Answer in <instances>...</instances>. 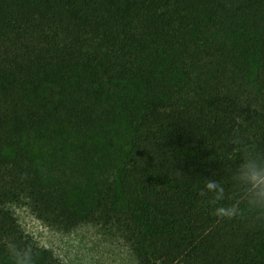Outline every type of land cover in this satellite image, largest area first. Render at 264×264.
I'll use <instances>...</instances> for the list:
<instances>
[{
  "label": "trees",
  "instance_id": "1",
  "mask_svg": "<svg viewBox=\"0 0 264 264\" xmlns=\"http://www.w3.org/2000/svg\"><path fill=\"white\" fill-rule=\"evenodd\" d=\"M247 160L264 167V0H0V264L9 239L60 264L3 206L20 195L67 228L96 208L141 225L140 264H264Z\"/></svg>",
  "mask_w": 264,
  "mask_h": 264
},
{
  "label": "rangeland",
  "instance_id": "2",
  "mask_svg": "<svg viewBox=\"0 0 264 264\" xmlns=\"http://www.w3.org/2000/svg\"><path fill=\"white\" fill-rule=\"evenodd\" d=\"M3 206L12 212L20 232L34 247L51 253L60 264H140L137 256L144 227L126 218L107 221L97 215L85 217L73 228L52 224L34 210L26 195L7 200ZM101 220H100V218Z\"/></svg>",
  "mask_w": 264,
  "mask_h": 264
},
{
  "label": "clouds",
  "instance_id": "3",
  "mask_svg": "<svg viewBox=\"0 0 264 264\" xmlns=\"http://www.w3.org/2000/svg\"><path fill=\"white\" fill-rule=\"evenodd\" d=\"M240 141H235L239 143ZM241 176L240 179L250 185L248 192L252 198L248 203L264 205V167L257 165L252 160H247L240 165ZM199 195L207 198V203L214 206L213 215L218 220L227 218L232 220L238 215V205L233 204L231 206H221L218 202L224 199V188L213 180H206L204 187L200 190ZM210 197V198H209ZM35 241V246L40 247L39 242ZM9 252V255L14 258V264H34L32 260V250L30 247L21 249L9 239L5 245Z\"/></svg>",
  "mask_w": 264,
  "mask_h": 264
}]
</instances>
